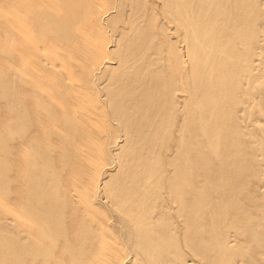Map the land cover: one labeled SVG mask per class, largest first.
Masks as SVG:
<instances>
[{
  "label": "bare ground",
  "instance_id": "1",
  "mask_svg": "<svg viewBox=\"0 0 264 264\" xmlns=\"http://www.w3.org/2000/svg\"><path fill=\"white\" fill-rule=\"evenodd\" d=\"M0 264H264V0H0Z\"/></svg>",
  "mask_w": 264,
  "mask_h": 264
}]
</instances>
